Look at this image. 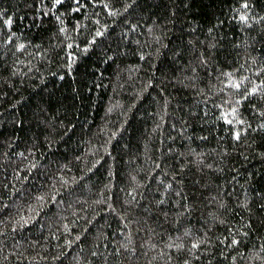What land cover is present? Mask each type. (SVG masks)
Listing matches in <instances>:
<instances>
[{
	"label": "trees",
	"instance_id": "16d2710c",
	"mask_svg": "<svg viewBox=\"0 0 264 264\" xmlns=\"http://www.w3.org/2000/svg\"><path fill=\"white\" fill-rule=\"evenodd\" d=\"M0 264H264V0H0Z\"/></svg>",
	"mask_w": 264,
	"mask_h": 264
},
{
	"label": "snow or ice",
	"instance_id": "6c2138e0",
	"mask_svg": "<svg viewBox=\"0 0 264 264\" xmlns=\"http://www.w3.org/2000/svg\"><path fill=\"white\" fill-rule=\"evenodd\" d=\"M56 3H60V0H56ZM230 122V121H229Z\"/></svg>",
	"mask_w": 264,
	"mask_h": 264
}]
</instances>
